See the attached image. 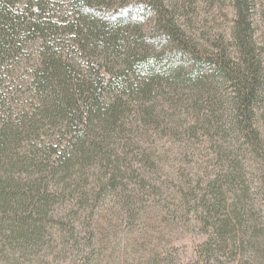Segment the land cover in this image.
<instances>
[{
    "label": "trees",
    "instance_id": "trees-1",
    "mask_svg": "<svg viewBox=\"0 0 264 264\" xmlns=\"http://www.w3.org/2000/svg\"><path fill=\"white\" fill-rule=\"evenodd\" d=\"M193 1L0 0V117L3 116L0 163L3 158H15L22 170L29 172L33 168L34 180L29 183L35 184L32 188L25 184L27 192H16L14 187L20 186L10 181L2 183L0 176L3 198L0 211H12L22 219L19 222L22 225L30 220L40 223L38 231L46 219L52 218L48 205L65 195L61 191L52 192L53 184L68 185L67 178L74 176L73 166L84 172L88 165L100 163V173L93 174L94 186L80 199L86 216L79 220V213L70 211V221L61 222L68 236L75 238L77 233H85L87 229L80 232L78 224L83 220L90 224L93 204L98 205L103 195L118 191L121 157L124 148L129 146L125 134L126 109L136 100L143 103L154 96L156 88H163V80H175V85L209 86L215 93L213 84H231L235 94L230 111L231 131L236 137L251 142L254 152L259 153L262 138L259 116H264V64L254 34L256 0H229L235 14L231 32L227 37L213 40L195 30V16L189 11ZM61 38H65V43ZM201 41H206V45ZM38 44L34 62H17L22 65L23 85L20 84L23 88L25 83L28 86L25 99L16 101L15 107L12 104L14 112L5 110L8 101L3 93L11 89L4 78L8 71L6 62L22 52L25 45ZM13 71L14 68L11 76ZM12 81L18 82L14 78ZM216 102L207 110L212 118L219 112L220 100ZM147 113L152 117V112ZM203 119L202 136L211 141L215 121ZM47 127L73 142L72 146L65 147V150L73 149L72 155L53 170L40 165L26 166L28 163L19 156L21 146L41 137L40 133L45 128L46 132ZM53 141L47 147L57 153L61 145ZM145 163L143 171H154L149 160ZM232 175L227 181L236 185L241 177ZM140 181L146 183L145 178ZM261 181L264 192V176ZM121 185L126 189L125 184ZM155 188L148 184L146 193H152ZM51 193L58 195V199H50ZM132 193L133 190L126 195L128 207L134 205ZM194 193L182 191L177 206L194 216L203 234L201 258L208 264L229 245V222L218 216L225 198L217 196L211 204L205 195L197 197ZM17 197L19 202L13 200ZM38 198L41 204L36 201ZM76 249L81 264H96L92 253L85 257Z\"/></svg>",
    "mask_w": 264,
    "mask_h": 264
},
{
    "label": "rangeland",
    "instance_id": "rangeland-1",
    "mask_svg": "<svg viewBox=\"0 0 264 264\" xmlns=\"http://www.w3.org/2000/svg\"><path fill=\"white\" fill-rule=\"evenodd\" d=\"M193 2L189 11L192 10L195 16L198 33H205L211 40L229 36L235 15L229 0ZM256 7L254 34L264 64V0H256ZM60 41L65 43V38ZM201 43L206 45V41ZM29 46L32 47L25 45L22 52L6 62L8 71L4 78L11 84V89L3 95L8 101L5 110L12 109L11 112H14L12 104L15 107L16 101L24 100L28 89L26 83L24 88L21 86L22 65L17 62H34L39 44ZM12 78L18 82L13 83ZM174 81L163 80V88H156L154 96L143 103L136 100L129 110L126 109L125 134L129 146L124 148L121 157L118 191L103 195L98 205L93 204L90 224L86 220L78 224L80 232L87 229L85 233H77L75 238L68 236L62 223L70 221V211L79 213V220L86 216L80 207V199L89 194L95 182L93 174L102 169L96 162L85 169L83 167L84 172L73 166L71 172L74 176L67 178L68 185L63 182L53 184L52 192L61 191L65 195L60 196L58 202L55 200L58 195H49L55 200L47 207L52 218L46 219L40 230L37 231L40 223L30 220L22 225L19 224L22 219L12 211H0V264H81L76 248L85 257L92 253L96 264H195L196 261L204 264L201 258L202 231L194 216L177 206L182 191L189 190L195 191L197 197L205 195L211 204L217 196L225 198L217 209L221 210L218 216L223 217L222 221L229 222V245L214 255L215 259L208 264H264V192L261 181L264 176V116H259L261 149L255 153L251 142L236 137L229 126L231 102L235 95L231 84H213L215 93L209 86L175 85ZM218 99L219 112H215L212 118V113L207 110L210 105L215 106ZM147 112H152V117ZM203 118L215 121L211 141L206 140V135L202 136ZM45 130L40 133L41 137L26 141L19 156L28 163L26 166L40 165L53 170L72 155L73 149L65 150V147L72 146L73 142L54 128ZM52 140L61 145L56 147L57 153L47 147L54 144ZM13 159L3 158L0 163L2 183L10 181V184L20 186L14 187L16 192H27L25 184L30 188L35 185L34 181L29 183L34 180V170H22ZM148 160L154 171L142 170ZM75 171L78 172L75 174ZM233 173L241 177L236 185L227 181ZM144 178L145 184L140 181ZM121 184H125L126 189ZM148 184L156 187V193H146ZM131 190L134 205L128 207L126 195ZM0 199L3 200L1 194ZM19 199L13 200L19 202ZM70 199L74 201L69 202ZM40 200L36 199L37 202Z\"/></svg>",
    "mask_w": 264,
    "mask_h": 264
}]
</instances>
